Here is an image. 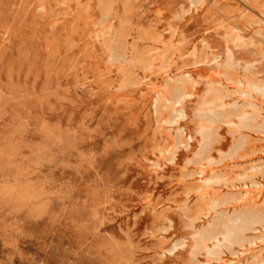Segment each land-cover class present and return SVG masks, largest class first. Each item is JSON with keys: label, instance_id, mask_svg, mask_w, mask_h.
<instances>
[{"label": "rangeland", "instance_id": "rangeland-1", "mask_svg": "<svg viewBox=\"0 0 264 264\" xmlns=\"http://www.w3.org/2000/svg\"><path fill=\"white\" fill-rule=\"evenodd\" d=\"M261 128L264 0H0V264H264Z\"/></svg>", "mask_w": 264, "mask_h": 264}, {"label": "bare ground", "instance_id": "bare-ground-1", "mask_svg": "<svg viewBox=\"0 0 264 264\" xmlns=\"http://www.w3.org/2000/svg\"><path fill=\"white\" fill-rule=\"evenodd\" d=\"M258 2V1H257ZM259 5V4H258ZM196 6V5H195ZM238 63V62H237ZM246 65V64H245ZM235 66V65H234ZM244 68V67H243ZM230 69V68H229ZM225 70V69H224ZM246 70V69H245ZM224 74V73H223ZM226 74V73H225ZM224 74V75H225ZM219 75V74H218ZM220 76V75H219ZM221 76H222V74H221ZM223 77V76H222ZM225 77H227V75H225ZM225 77H223L224 79H225ZM241 76H239V78H240ZM243 77V76H242ZM241 77V78H242ZM238 79V78H237ZM178 80V79H177ZM181 80V79H180ZM238 80H240V79H238ZM224 81H226V80H224ZM175 82H176V80L174 81V83L173 84H175ZM239 82V81H238ZM178 83H180L179 82V80H178ZM172 83H171V85H172V87H171V85H170V87H171V90H169V92L171 91V93H169L170 95H171V100H172V103H173V106H175V105H181V102H182V100L184 99V97H185V90H184V87H183V84H179V85H173ZM218 85V84H217ZM185 86V85H184ZM238 86V85H237ZM253 86H255V85H253ZM167 87V86H166ZM169 87V88H170ZM259 87V86H258ZM261 87V86H260ZM241 88V86L239 87V89ZM167 89H168V87H167ZM238 89V90H239ZM165 90V89H164ZM238 90H236V91H238ZM246 90H248V89H246ZM241 91H242V89H241ZM243 91H244V89H243ZM252 91V90H251ZM254 91V90H253ZM240 92V91H239ZM245 92V91H244ZM246 92H250V91H246ZM245 92V93H246ZM255 92V91H254ZM165 93V92H164ZM189 94H187V96H188ZM167 96V95H166ZM186 96V97H187ZM187 98H189V97H187ZM216 98V97H215ZM219 102V101H218ZM214 104H215V102H213ZM210 104H211V102H210ZM232 104V103H231ZM209 105V104H208ZM223 105V104H222ZM219 107V106H218ZM232 108V107H231ZM219 109V108H218ZM224 111V107H222L221 106V108H220V112H223ZM213 112V111H212ZM203 113V112H202ZM219 113V112H218ZM248 114V113H247ZM200 116V115H199ZM206 116V115H205ZM207 118H208V120L210 121V122H212V123H214V122H216V121H218L219 120V117L218 116H216L214 113H211L210 115H209V117L208 116H206ZM221 119V118H220ZM232 119V118H231ZM254 119V118H253ZM259 119V118H258ZM206 120V119H205ZM229 120H230V118H229ZM229 120H227V121H229ZM257 120V119H256ZM208 121V122H209ZM246 123H248L247 121H245ZM262 122H263V120H262ZM261 122V123H262ZM200 124V123H199ZM252 125V124H251ZM257 125V124H256ZM260 125V124H259ZM216 126V125H215ZM247 126V125H246ZM245 126V127H246ZM251 127V126H250ZM216 128V127H215ZM251 128H253V127H251ZM254 129V128H253ZM261 129H264V128H261ZM260 130V129H259ZM197 134H198V136H199V138H200V140H199V144L198 145H200V148H199V157L200 158H203L204 156H205V153H206V151H207V148H208V146L212 143V141H213V137L215 136L214 135V131H213V128H212V126H202V127H198V129H197ZM237 145V144H236ZM236 147V146H235ZM238 149L239 148H242V147H244V143H243V141H241L239 144H238ZM237 150V149H236ZM233 153H235L234 152V150H233ZM225 203V202H224ZM219 204V202H216L214 205H218ZM220 205V204H219ZM218 205V206H219ZM208 239V238H207ZM240 242V241H239ZM222 243V242H221Z\"/></svg>", "mask_w": 264, "mask_h": 264}]
</instances>
